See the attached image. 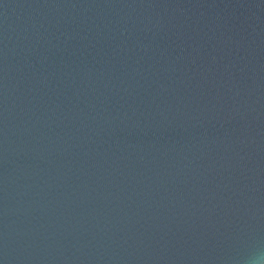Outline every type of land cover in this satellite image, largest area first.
Wrapping results in <instances>:
<instances>
[{
	"label": "water",
	"instance_id": "obj_1",
	"mask_svg": "<svg viewBox=\"0 0 264 264\" xmlns=\"http://www.w3.org/2000/svg\"><path fill=\"white\" fill-rule=\"evenodd\" d=\"M0 264H264V0H0Z\"/></svg>",
	"mask_w": 264,
	"mask_h": 264
}]
</instances>
